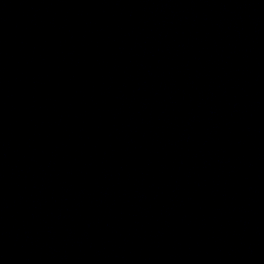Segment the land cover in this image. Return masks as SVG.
Instances as JSON below:
<instances>
[{
    "label": "water",
    "instance_id": "1",
    "mask_svg": "<svg viewBox=\"0 0 264 264\" xmlns=\"http://www.w3.org/2000/svg\"><path fill=\"white\" fill-rule=\"evenodd\" d=\"M0 264H264V0H0Z\"/></svg>",
    "mask_w": 264,
    "mask_h": 264
}]
</instances>
